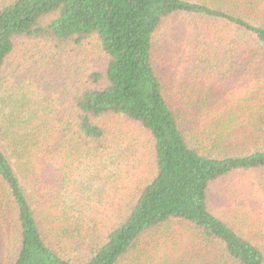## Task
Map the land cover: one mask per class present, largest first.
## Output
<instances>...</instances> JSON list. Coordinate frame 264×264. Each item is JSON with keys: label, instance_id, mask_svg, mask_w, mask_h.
<instances>
[{"label": "trees", "instance_id": "1", "mask_svg": "<svg viewBox=\"0 0 264 264\" xmlns=\"http://www.w3.org/2000/svg\"><path fill=\"white\" fill-rule=\"evenodd\" d=\"M176 16L227 75L264 59V0H0V264H264V94L216 105L192 76L172 104L153 52ZM20 39L40 49L9 63Z\"/></svg>", "mask_w": 264, "mask_h": 264}, {"label": "rangeland", "instance_id": "2", "mask_svg": "<svg viewBox=\"0 0 264 264\" xmlns=\"http://www.w3.org/2000/svg\"><path fill=\"white\" fill-rule=\"evenodd\" d=\"M204 24L205 22L189 16L172 17L163 23L161 30L154 38L153 57L155 67L161 78L166 81L168 95L172 100V104H178L185 93L186 96L189 94L190 97L193 96L195 93V87L192 76H196V81L201 86L207 85L216 91L219 95L214 101L216 105L219 101H226V103H228L241 93L243 94L250 91L254 93V90L260 91L263 95L264 59L260 64H257L253 61L252 63H248L251 62V58H244L245 62L241 61V65L244 63L243 70H240V72H233L230 68L229 75H227L228 73L225 69H219V67L224 61H227L229 56L222 60L215 54L210 58L204 57V54L201 55L204 45L210 43L209 38L211 35L208 33L209 36L206 37L205 34L210 28L206 27ZM88 44H93L95 48V42L93 40L90 39ZM35 46L40 49V46L37 44L34 45L27 40L20 39L15 54L10 59L9 63L16 64L18 60L21 62L23 58L22 54L24 52L38 53ZM215 46L218 47L219 44L216 43ZM89 49L92 53L88 52V54L90 53V57L88 58L87 63L85 62L84 67L88 66L94 68L95 61H101V58L99 57L100 53H97V48L94 49V51L91 47ZM184 57L187 59L185 62L183 61ZM41 59L43 60V63L50 66L54 64V61L52 62L47 55ZM47 59L48 62L46 61ZM234 60L238 61V59ZM198 66L201 69L193 71L195 67ZM251 66L252 68H250ZM183 74L184 76L186 75V78L192 77L193 87L184 80V76L182 77ZM235 75L239 76L241 79L237 80L236 78H233ZM224 77L227 79L226 81L225 79L222 81ZM202 89L203 88H201V90ZM53 102L56 103V100ZM178 106H180V104ZM107 126L114 129L115 135L118 134L120 136L118 138L120 139L122 148L119 151L123 153V156H131L132 154H137L139 156V159L136 157L134 161L135 164L132 165V174L139 175L143 169H149V144L148 141L144 139L145 137H142L141 135H131V131L128 128H124V126L128 125L123 118H112L108 121ZM130 128L132 129L133 127ZM124 162L128 163V160H124ZM124 178H127L125 174H123V179ZM226 186L231 187V185ZM220 187H223L224 189L225 184ZM218 191L220 192L221 189H218L217 192ZM214 210L217 212L216 208H214Z\"/></svg>", "mask_w": 264, "mask_h": 264}]
</instances>
